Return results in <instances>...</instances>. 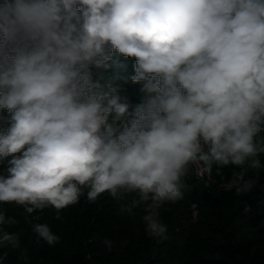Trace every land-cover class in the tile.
Returning a JSON list of instances; mask_svg holds the SVG:
<instances>
[{
    "label": "clouds",
    "instance_id": "clouds-1",
    "mask_svg": "<svg viewBox=\"0 0 264 264\" xmlns=\"http://www.w3.org/2000/svg\"><path fill=\"white\" fill-rule=\"evenodd\" d=\"M262 157L264 0H0V204L22 207L37 244L61 237L35 213L62 221L105 193L162 243L161 210L193 175L231 166L223 187L241 196ZM18 223L0 209V248L27 264Z\"/></svg>",
    "mask_w": 264,
    "mask_h": 264
},
{
    "label": "trees",
    "instance_id": "trees-1",
    "mask_svg": "<svg viewBox=\"0 0 264 264\" xmlns=\"http://www.w3.org/2000/svg\"><path fill=\"white\" fill-rule=\"evenodd\" d=\"M134 62L128 58L127 71L120 75L134 74ZM105 76L112 78L113 72ZM115 83L121 85L131 105L140 102V85L119 79ZM232 170L231 166L224 168L222 180L214 166L210 180L207 176L188 180L190 191L185 198L161 210V220L168 225V239L162 243L147 235L141 210H136L135 217L120 215L107 193L94 204L82 197L77 205L63 210L62 221L54 219L51 208L34 214L40 220L33 222L48 223L61 237L55 246L36 243L22 207L0 204V209L19 221L9 230L20 233L22 247L28 249L27 264H264V227L259 226L264 223V169L249 171L246 179L259 173L258 185L241 196L223 187ZM245 204L252 208L248 217ZM246 227L256 230L246 232ZM106 238L110 245L104 243ZM4 253L3 264H25L17 252L0 248V256ZM89 253L91 261L85 259Z\"/></svg>",
    "mask_w": 264,
    "mask_h": 264
},
{
    "label": "water",
    "instance_id": "water-1",
    "mask_svg": "<svg viewBox=\"0 0 264 264\" xmlns=\"http://www.w3.org/2000/svg\"><path fill=\"white\" fill-rule=\"evenodd\" d=\"M194 179H197V177H195L194 175L192 176Z\"/></svg>",
    "mask_w": 264,
    "mask_h": 264
}]
</instances>
